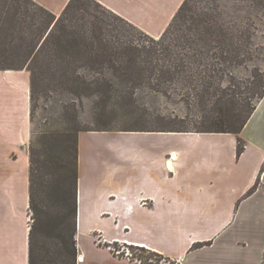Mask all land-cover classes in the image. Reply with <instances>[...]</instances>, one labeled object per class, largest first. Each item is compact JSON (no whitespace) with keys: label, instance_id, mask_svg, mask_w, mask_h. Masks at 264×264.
I'll use <instances>...</instances> for the list:
<instances>
[{"label":"crops","instance_id":"obj_1","mask_svg":"<svg viewBox=\"0 0 264 264\" xmlns=\"http://www.w3.org/2000/svg\"><path fill=\"white\" fill-rule=\"evenodd\" d=\"M35 1L57 15L69 2ZM98 1L154 37L184 2ZM31 139V73L0 69V264H29ZM75 237L77 264H138L116 242L177 264H264V97L239 134L81 132Z\"/></svg>","mask_w":264,"mask_h":264},{"label":"trees","instance_id":"obj_2","mask_svg":"<svg viewBox=\"0 0 264 264\" xmlns=\"http://www.w3.org/2000/svg\"><path fill=\"white\" fill-rule=\"evenodd\" d=\"M242 4L264 16V0L229 5L184 0L163 34L154 37L98 0H69L59 15L35 0H0V63L12 57L21 63L0 69L30 71L31 120L38 86L52 84L121 109L147 91L177 98L190 111L171 119L172 127L116 131L239 134L264 97V69L255 63L261 29L249 17H226L224 11ZM83 131L113 130L70 128L31 139L29 264H77L78 132ZM46 137L60 142L63 152H46ZM243 149L239 136L237 154ZM129 246L132 259L142 264H177L158 251Z\"/></svg>","mask_w":264,"mask_h":264},{"label":"rangeland","instance_id":"obj_3","mask_svg":"<svg viewBox=\"0 0 264 264\" xmlns=\"http://www.w3.org/2000/svg\"><path fill=\"white\" fill-rule=\"evenodd\" d=\"M198 1L201 4L207 3V0ZM217 3L229 5L232 0H217ZM240 7L235 10L230 7L224 8V11L229 14L226 17L230 16L235 19L249 17L251 18L249 22L252 20V23L261 29L255 36V42L261 45L259 46L262 51L259 53L260 60L255 61V63H258L264 69V16L258 14L257 17L256 13L244 4ZM15 60V57H12L7 63H0V66L21 64L15 62ZM238 72L242 74L246 70L240 68ZM137 97L138 100L135 105H128L121 109L113 105V101H104L105 98L96 96L77 98L61 88L54 87L52 84L40 85L34 101L32 138L36 139L44 133L62 134L68 132L70 128L84 130L110 128L116 131L127 128L159 129L172 127V125H167L171 119L190 112L177 98L171 99L147 91H142ZM59 144L60 142L55 139L46 137L43 139L42 146L46 152L50 148L63 152ZM204 244L202 242L197 243L193 249L201 248L205 246ZM217 248H220V245Z\"/></svg>","mask_w":264,"mask_h":264},{"label":"built area","instance_id":"obj_4","mask_svg":"<svg viewBox=\"0 0 264 264\" xmlns=\"http://www.w3.org/2000/svg\"><path fill=\"white\" fill-rule=\"evenodd\" d=\"M97 239L99 240V241H101V237L100 236H98L97 235ZM113 244H115V243H113ZM112 245V244H111ZM130 244H123V243H121V244H119L118 243V245L117 246H110L111 247V249L113 250V252L116 254V255H119V256H124V257H129V258H133V251L131 250V248H130V246H129ZM139 246V245H138ZM133 260V259H132ZM134 261H136V260H134ZM138 264H142V262L141 261H136ZM167 264H169V262L167 263Z\"/></svg>","mask_w":264,"mask_h":264}]
</instances>
